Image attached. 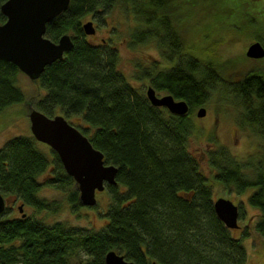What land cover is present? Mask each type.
<instances>
[{"label":"trees","instance_id":"1","mask_svg":"<svg viewBox=\"0 0 264 264\" xmlns=\"http://www.w3.org/2000/svg\"><path fill=\"white\" fill-rule=\"evenodd\" d=\"M174 1L68 0L45 23L47 37L55 41L67 32L72 45L37 76L43 93L34 104L48 115L78 116L82 123H72L102 152L105 162L116 166L115 183L104 184L106 217L96 229L47 222L25 212L0 215V264H105L107 249L134 264H246L242 237L247 230L236 236L216 216L211 179L236 193L247 190V202L259 210L254 230L264 240V71L247 68L234 79L226 78L221 61L211 54H195L186 34L214 13L185 15L189 7L183 5L182 16L187 17H181ZM248 5L253 10V4ZM114 7L133 15L127 28L133 47L142 43V37L143 43L151 41L160 49L164 63L155 66L154 61L151 68L136 64L140 77L155 91L185 100V113L151 104L119 70L117 51L83 34L84 13L95 11L99 18ZM225 23L214 20L213 26L229 29ZM255 39L264 44V30ZM18 70L0 58V109L24 101L15 83ZM211 96L214 103L235 102L238 123L258 133L262 146L243 158L224 143L207 148V174L187 141L196 128L192 108ZM43 184L62 195L57 199L38 195ZM0 192L36 211H55L63 200L71 209L82 205L55 151L30 133L14 134L0 144ZM242 212L239 207L238 215ZM76 247L87 258L74 259Z\"/></svg>","mask_w":264,"mask_h":264},{"label":"rangeland","instance_id":"2","mask_svg":"<svg viewBox=\"0 0 264 264\" xmlns=\"http://www.w3.org/2000/svg\"><path fill=\"white\" fill-rule=\"evenodd\" d=\"M175 11L178 16L187 17L186 14H198L204 11L213 14L214 18H203L200 23L188 31L186 40L189 45L195 46L193 52L198 55L211 54L217 61L222 62L225 68L226 78L234 79L247 68L262 69L264 71V55L260 57L247 56L245 49L255 35L264 30V0H175ZM253 4V10L251 5ZM183 5L189 7L185 15L182 16ZM226 8V10H225ZM208 16H210L208 14ZM127 18V19H125ZM125 19V20H124ZM131 17H127L123 9L114 7L108 14L107 23L96 31V36H112L113 43L116 45L117 66L125 75L128 81L135 87L144 91L147 79L141 78V71L136 64L151 68L154 61L155 66L164 63L160 54V49L152 44L151 41L141 43L137 46L131 45V39L128 35L129 26L132 23ZM214 20L226 21V27H214ZM188 25V24H187ZM89 36V38H92ZM210 47H209V46ZM264 45V44H263ZM208 48L205 49V48ZM139 77H134L135 75ZM134 75V76H133ZM15 83L21 88L24 94V101L12 103L0 109V144L8 137L22 133L29 134V124L27 112L31 107H36L34 101L43 93V89L37 85L36 79L29 78L24 72L18 70L15 77ZM161 94L162 91H158ZM229 101V100H227ZM213 102V96L202 103L205 111L201 116L195 115L196 105L192 108V116L196 128L189 135L187 146L188 149L198 156L202 169L208 174L209 170L205 158L207 148L224 143L229 150L238 157H245L259 149L262 137L252 129L242 127L238 123L235 109L237 104L229 101ZM231 102V103H230ZM56 111V110H55ZM55 113V112H53ZM69 121L82 123L78 116L67 118ZM210 136L211 140L208 139ZM40 142V141H38ZM45 144V143H44ZM43 174L38 176L41 180ZM212 198L223 196L231 199L234 203L243 209L242 214L237 215L238 227L230 228L232 234L239 236L243 228H246L247 234L242 237V242L246 252V264H264V240L254 230L253 224L258 217L259 210L250 205L246 200L247 190L236 193L231 189L225 188L220 182L211 179ZM38 195L48 199L59 198L62 195L58 189L49 185H41ZM95 203L93 205H80L76 209H71L66 201L55 211L45 209L34 210L30 205H22V210L26 214H35L47 222L63 221L67 225L77 226L84 229H96L104 223V211L108 201V194L103 187L101 190L94 192ZM5 199V209L0 213L1 216H17L20 212L17 209L20 203L12 195L3 194ZM238 207V208H239ZM75 257V258H74ZM74 259L83 260L87 258L80 248L76 247L73 253Z\"/></svg>","mask_w":264,"mask_h":264},{"label":"water","instance_id":"3","mask_svg":"<svg viewBox=\"0 0 264 264\" xmlns=\"http://www.w3.org/2000/svg\"><path fill=\"white\" fill-rule=\"evenodd\" d=\"M67 3L68 0H3L0 3V13L4 16L0 21V58L15 64L29 78L36 79L47 63L61 58L72 45L67 32L61 33L55 41L44 34L45 23ZM81 28L84 33L94 31L91 20L83 21ZM245 54L260 57L264 54V47L255 39L248 43ZM144 92L151 104L164 106L170 112L182 114L188 110L185 100L174 98L169 92L157 94L150 84L145 86ZM204 111V106L199 105L195 115L201 116ZM27 118L30 134L55 151L65 173L72 177L80 204L93 205L96 201L94 192L101 190L105 183H115L116 166L105 162L102 152L62 113L48 115L31 107ZM212 204L216 216L225 226L238 227L236 203L217 196L212 199ZM4 208L5 199L0 192V213ZM17 209L23 216L21 203ZM103 261L105 264H134L114 249L104 252Z\"/></svg>","mask_w":264,"mask_h":264},{"label":"flooded vegetation","instance_id":"4","mask_svg":"<svg viewBox=\"0 0 264 264\" xmlns=\"http://www.w3.org/2000/svg\"><path fill=\"white\" fill-rule=\"evenodd\" d=\"M126 15H128V17H131L132 18V13L131 12H128V13H126ZM97 18H98V15L97 14H95V11H88V12H86V13H84L83 14V16H82V18H81V23L83 22V21H85V20H91V22H92V25H93V27H94V31L92 32V33H84L83 32V34L87 37V39L89 40V41H91V42H94V43H102V44H107L109 47H111V48H114L115 50H116V45H115V43H113V39H112V36L110 37V36H108L107 37V39L105 38V37H102V36H99V37H97L96 39L95 38H93L92 36L93 35H95L96 36V31L99 29V28H101V26H104L105 27V25H106V23H107V18H108V14H103V15H99V18L98 19H101V20H104V22H102V23H100V22H98L97 21ZM127 25H130L129 24V22L127 23ZM89 36L90 37H92V38H89ZM255 40V39H254ZM258 40V39H257ZM132 41V40H131ZM139 42H144V38H142L141 37V40H139ZM260 42V41H259ZM261 43V42H260ZM141 44V43H140ZM139 44V45H140ZM262 44V43H261ZM263 45V44H262ZM263 47H264V45H263ZM264 55V54H263ZM262 55V56H263ZM146 85H148V83L146 84ZM144 91H145V88H144ZM155 91V90H154ZM156 93L158 92V91H155ZM162 93H164V92H162ZM161 93V94H162ZM158 94V93H157Z\"/></svg>","mask_w":264,"mask_h":264},{"label":"bare ground","instance_id":"5","mask_svg":"<svg viewBox=\"0 0 264 264\" xmlns=\"http://www.w3.org/2000/svg\"><path fill=\"white\" fill-rule=\"evenodd\" d=\"M5 209V208H4Z\"/></svg>","mask_w":264,"mask_h":264}]
</instances>
